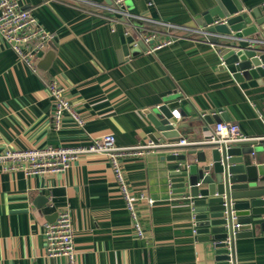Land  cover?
<instances>
[{"label":"crops","instance_id":"0c3cea01","mask_svg":"<svg viewBox=\"0 0 264 264\" xmlns=\"http://www.w3.org/2000/svg\"><path fill=\"white\" fill-rule=\"evenodd\" d=\"M18 1L56 38V55L47 64L46 48L32 68L0 38V150L86 145L108 132L121 146L153 142L149 111L166 102L178 103L179 118L171 121L180 136L195 143L204 141L209 130L203 131L202 122L193 121V116L205 111L214 122L225 121L218 108L245 134L264 135L260 118L264 74L237 81L233 65L222 67L218 46L206 38L185 36L150 50L135 29L125 35L121 17L106 11L112 0L110 4L91 0L96 5L84 3L83 10L68 0ZM239 1L246 8L264 3ZM214 3L124 0V9L135 15L133 26L151 28L148 24L157 22L164 29L162 23L193 30L203 27L202 13ZM94 7L117 21L87 13ZM52 79L62 84L83 124L65 114L60 126H54V103L46 87ZM168 142L123 160L131 190L154 200L151 207L143 202L138 207L143 236L134 230L111 167L101 154L82 156L65 171L44 176L0 167V264H63L64 257L47 255L43 235V224L60 209H69L72 216L76 264H215L213 242L199 240L193 232L189 199L170 185L169 162L164 158ZM251 230L250 236L234 240V264H264V231L258 223Z\"/></svg>","mask_w":264,"mask_h":264},{"label":"water","instance_id":"95a60500","mask_svg":"<svg viewBox=\"0 0 264 264\" xmlns=\"http://www.w3.org/2000/svg\"><path fill=\"white\" fill-rule=\"evenodd\" d=\"M214 2L202 13L203 28L207 41L219 48L222 67L233 65L237 81L263 75L264 3L246 8L239 0ZM140 42L147 48L145 42ZM152 43L153 40L148 42ZM137 45L141 46L139 42ZM56 46V38L52 37L46 50L47 64L56 55ZM124 50L129 53L127 45ZM177 106V102H166L149 111L148 119L155 129L149 138L154 143L180 136L178 126L171 121ZM217 111L225 121L229 120L222 108ZM192 120L201 121V129L207 131L214 117L204 111V116L195 115ZM164 149L170 185L173 192L188 197L198 239L213 242L215 264H234V240L250 236L253 223L264 231V138L231 145H166ZM50 217L55 219L56 212Z\"/></svg>","mask_w":264,"mask_h":264},{"label":"built area","instance_id":"2783aa9c","mask_svg":"<svg viewBox=\"0 0 264 264\" xmlns=\"http://www.w3.org/2000/svg\"><path fill=\"white\" fill-rule=\"evenodd\" d=\"M112 2L110 6L106 5V11L121 17L126 26L125 35H131L132 30L135 29L139 33L140 40L146 43L153 40V43L149 47L150 50L158 49L185 37V35L179 32L180 30L199 34L201 35L200 37H204L207 40L203 27L190 30L182 25L162 23L166 25L163 31L146 27L142 24L133 26L134 24H132L131 20L135 15L124 9V0H112ZM67 3L80 10H83L82 5L84 3L88 6L96 5L91 0H68ZM87 13L100 16L110 23L117 21L116 18L107 17L101 12L96 11V9ZM138 17L142 21L148 20L141 16ZM153 24L158 23L154 22ZM161 34L164 36H161ZM0 38L21 60L34 68V59L47 48L51 35L40 26L33 12L30 9L22 7L18 0H0ZM46 87L54 103L52 121L56 128L60 126L62 117L65 114L70 115L78 124L84 123L82 118L73 110L70 101L65 97L62 84L52 79L46 84ZM179 115L180 112L174 108L172 116L179 118ZM199 116H204V112L200 113ZM260 118L264 124V116ZM208 130V138L202 142L231 145L237 142L264 138V135L255 137L245 134L240 126L232 121H215L209 126ZM193 143L195 142L189 140L186 136H180L164 146H180ZM161 145L149 142L121 146L116 144L114 134L108 132L97 136L86 145L5 148L0 150V167L6 172L21 171L25 176H44L54 172L65 171L75 160L82 156L101 154L107 159L111 167L120 195L131 216L134 230L139 236H143L144 228L139 217L138 207L141 202L151 207L154 200L148 194L143 192L136 193L131 190L123 167V160L132 156H140L145 152L154 151ZM193 232L196 233L195 226L193 227ZM43 235L48 256H62L64 257L63 264H76L72 216L69 209L58 210L54 220L46 221L43 224Z\"/></svg>","mask_w":264,"mask_h":264},{"label":"trees","instance_id":"16d2710c","mask_svg":"<svg viewBox=\"0 0 264 264\" xmlns=\"http://www.w3.org/2000/svg\"><path fill=\"white\" fill-rule=\"evenodd\" d=\"M94 9H98V8L97 7H94ZM148 25L151 26V28H154V29H160V30L163 29V31L165 30L162 26L160 27V26H158L156 24H153V23H149ZM179 32L181 34L185 35V36H201L199 34H195V33H192L190 31H187V30H180Z\"/></svg>","mask_w":264,"mask_h":264}]
</instances>
